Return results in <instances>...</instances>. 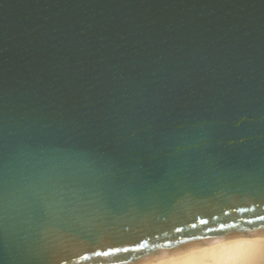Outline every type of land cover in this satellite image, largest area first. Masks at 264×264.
<instances>
[{
    "label": "water",
    "instance_id": "1",
    "mask_svg": "<svg viewBox=\"0 0 264 264\" xmlns=\"http://www.w3.org/2000/svg\"><path fill=\"white\" fill-rule=\"evenodd\" d=\"M263 236L264 0H0V264Z\"/></svg>",
    "mask_w": 264,
    "mask_h": 264
},
{
    "label": "bare ground",
    "instance_id": "2",
    "mask_svg": "<svg viewBox=\"0 0 264 264\" xmlns=\"http://www.w3.org/2000/svg\"><path fill=\"white\" fill-rule=\"evenodd\" d=\"M150 264H264V236L236 238Z\"/></svg>",
    "mask_w": 264,
    "mask_h": 264
},
{
    "label": "snow or ice",
    "instance_id": "3",
    "mask_svg": "<svg viewBox=\"0 0 264 264\" xmlns=\"http://www.w3.org/2000/svg\"><path fill=\"white\" fill-rule=\"evenodd\" d=\"M201 223H205V222H204V221H201ZM177 231H179V229H177ZM127 250H128V249H123V251H127ZM116 251H120V249H117ZM96 255H97V256H100V255H105V256H107V255H109V253H107V252H104V253L97 252Z\"/></svg>",
    "mask_w": 264,
    "mask_h": 264
}]
</instances>
